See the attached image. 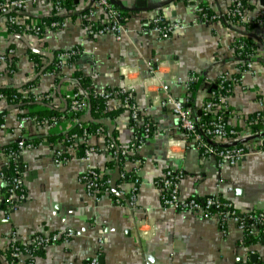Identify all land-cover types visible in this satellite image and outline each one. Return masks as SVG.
<instances>
[{
  "label": "crops",
  "instance_id": "0c3cea01",
  "mask_svg": "<svg viewBox=\"0 0 264 264\" xmlns=\"http://www.w3.org/2000/svg\"><path fill=\"white\" fill-rule=\"evenodd\" d=\"M73 1L56 13L63 16L61 26L39 34L27 29L10 33L0 16V87L22 88L33 83L28 86L33 99L40 102L49 98L51 106L61 111L66 110L76 90L113 91L105 110L120 111L105 119L112 122L113 142L120 147L133 141L130 112L120 93L130 91L139 110V126L151 124L152 128L142 148L130 152L120 166L110 153L101 151L108 141V126L102 125V133L90 137L98 150L90 155L89 165L102 177L108 176L109 183L111 172L116 167L120 170L117 195L110 187L96 198L87 193L81 181L87 168L80 158L81 143L76 140L73 148H68L63 141L74 121L62 117L49 124L32 118L20 129L19 111L0 99V188L5 185L4 174L11 160L4 148L20 138L36 142L18 154L23 165L24 199L8 214L0 209V264H11L8 246L12 234L27 244L36 234L60 230L72 234L69 241L40 248L32 264H86L92 256L99 264H264V239L247 240L231 218L222 225L217 216L205 219L188 210L163 209L158 183L167 169L181 171V200L218 197L230 202L239 214L264 212V150L258 149L257 135L248 121L256 112L264 118V25L224 18L205 22L196 10L203 5L221 14L229 8L230 0H116L120 5H114L126 15L120 37L113 33L90 36L81 21L90 0ZM249 2L253 21L264 19V4L260 0ZM52 11L50 2L40 0L15 14L20 23L38 25ZM157 15L167 22L180 20L183 28L161 38L146 25ZM247 25L255 27L248 29ZM246 37L254 43V55L250 57L252 67L241 71L247 60L239 59L237 43ZM74 47L81 50L76 58L53 71L48 69L58 52ZM29 52L39 54V71ZM148 63L154 67L152 73ZM221 74L239 77L226 98L230 110L226 121L242 134L236 140L215 138L208 142L220 147L239 143L252 151L235 165H218L214 157L202 152L198 141L185 137L170 106L152 102L170 95L187 102L191 113L199 116ZM78 76L86 79L85 87ZM194 84L196 88L190 93ZM88 103L87 99L83 114L91 116ZM39 108L37 105L33 110ZM56 151L69 160L56 165ZM136 159L140 160L139 184L131 204L134 178L130 173ZM110 162L116 163L114 169L109 168ZM151 225L152 233L140 236L138 230H151ZM28 262L29 257L23 254L17 264Z\"/></svg>",
  "mask_w": 264,
  "mask_h": 264
},
{
  "label": "built area",
  "instance_id": "2783aa9c",
  "mask_svg": "<svg viewBox=\"0 0 264 264\" xmlns=\"http://www.w3.org/2000/svg\"><path fill=\"white\" fill-rule=\"evenodd\" d=\"M40 0H1L0 1V16L5 20L7 28L12 30L18 29L20 32L24 30H30L36 34L41 33L44 29L55 28L61 26L60 21H51L50 23L40 22L38 25H28L20 23L16 17V12L20 10H26L31 3H36ZM51 3L55 13L60 12L64 9L65 3L70 0H45ZM244 0H230V6L223 13L208 12L204 7H197V12L200 18L205 21H214L216 19L224 18L226 20L245 24L255 22L257 25H264V19L262 17L257 18L253 21L254 17L251 10L245 9ZM126 20V17H121V11L114 7V4L110 0H93L87 11L81 15V21L84 24L86 33L90 36L102 35L105 33H113L117 38L120 37V33L123 31L122 23ZM147 27L157 33L161 38H166L174 29L183 28V24L180 20H174L167 22L161 15H157L152 18L147 24ZM243 44L238 41L237 51L241 54ZM81 50L78 47H74L69 50L60 51L56 54L55 69L60 68V65L64 61H70L72 58L78 56ZM248 57L245 62L244 68L241 71L250 69L252 62ZM149 72L154 71V67L148 63ZM238 76H229L221 74L217 79L215 89L211 92L208 99V104L204 106L202 112L212 111L217 114L208 123H200L198 115H194L191 111L185 107L183 100H178L170 95L161 98L157 97L152 102L161 106H170L174 113L178 116V128L182 130L187 139H194L198 141L202 152L208 156L214 157L218 165L227 163L229 165H235L247 154L250 150L245 148L239 143H235L230 146H214L208 142L210 139L221 138L227 140H236L241 136L242 132L238 131L234 127H230L226 121V114L230 112L226 103V98L232 92L233 86L238 82ZM95 95L99 96L106 102L114 94L113 91L100 90L94 91ZM124 97V105L129 109L130 112V128L132 130L133 141L128 147H118L112 141H107L106 144L101 148V151L108 152L112 157L122 158L126 157L130 152L138 151L144 144V137L150 132L151 124H144L139 126V110L136 105L132 102V93L130 91H122ZM86 94L79 91L72 94L69 98V111L70 112H83L86 108ZM5 96L0 94V99H4ZM37 99V97H36ZM263 115L261 112L255 113V118L249 120L250 122L257 121ZM32 120L28 116H22L19 120L18 127L22 129L26 122ZM74 122L78 123V126L82 128V134H70L66 136L63 141L66 143L68 148H73L76 140L82 145L81 160L87 163L86 171L81 176V181L88 194L99 197L104 192L110 191V183L108 179H104L102 174L93 169L89 165L90 155L97 151L98 148L94 147L90 143V137L94 134L99 135L102 133L100 127L95 128L93 131H89L84 123H81L77 118L74 117ZM56 123L55 118L43 119L41 123ZM249 122V124H250ZM251 126L248 127V131H251ZM201 130V131H200ZM255 131V130H254ZM257 135L258 149L264 150V132H254ZM207 140V141H206ZM18 153L8 151L6 154L11 160L17 163L18 170L17 175L11 179V181L5 183L9 185L7 193L0 190V209H4L5 213L12 211L15 206L22 201L25 197V190L22 185V168L23 165L18 161V154L24 149H30L34 147L32 143H26L23 138L18 140ZM68 156L63 154L61 151H56L53 157V162L56 165H60L68 161ZM140 166V160L136 159L133 162V167L130 173L133 179L132 193L129 202L132 204L134 200V191L139 184L137 173ZM122 178L126 177V174H121ZM182 178L181 171H174L167 169L163 176L159 179V185L162 189L161 206L163 209H176V210H188L195 213L200 218H210L217 216L220 218L222 225L227 219H233L236 221L243 231L245 236L256 239H264V212L254 211L247 214H239L232 206L230 202L222 201L218 197H208L205 199L188 198L181 200L179 198V182ZM116 201L121 203L120 199ZM5 203L4 207L3 204ZM6 214V218L8 215ZM151 230L141 231L138 230L140 236L150 235ZM72 237V234L67 231H56L48 235L36 234L31 237L29 243L22 244L19 242L16 235L12 234L9 239L8 258L11 264H17L18 259L26 254L29 257L28 264H32L34 251L43 247H47L51 244L58 242H68ZM86 264H99L96 256L90 257Z\"/></svg>",
  "mask_w": 264,
  "mask_h": 264
},
{
  "label": "trees",
  "instance_id": "16d2710c",
  "mask_svg": "<svg viewBox=\"0 0 264 264\" xmlns=\"http://www.w3.org/2000/svg\"><path fill=\"white\" fill-rule=\"evenodd\" d=\"M243 2H244L245 9L252 10L253 6L250 4L249 0H244ZM68 4L73 5L74 1L70 0V1L66 2L65 6ZM114 7L117 8L115 5H114ZM201 7H204V9L209 12L207 6L201 5ZM125 16H126L125 13L121 12V17L123 18ZM62 18H63V16L56 14L55 11L53 10L52 14L43 18L41 22L45 21L48 24L51 21H60ZM27 22H29V21L27 20ZM246 27L248 29H250V28H253L255 26L247 25ZM8 31L10 33L20 32V30H18V29L12 30L11 28H8ZM240 41L243 44V49L240 51L241 54L239 55V57H240L239 59L247 60L249 56L254 55V43H253L252 39L249 37L243 38ZM76 57H74V58H76ZM74 58H72L71 60H73ZM29 59L34 63L36 71H39L40 67H41V64L39 61L40 60L39 54H37L35 52H29ZM55 62H56V58L54 59L51 66L48 68V69H50V71L51 70L53 71L55 69ZM10 70H11V68H10ZM77 79L80 82V85H82L83 87L86 86V79L81 78L80 76H78ZM31 85H33V83H30V84H28L22 88H15L13 86L0 87V94H3L5 96V98L3 100L7 104V106L8 107H11V106L15 107L19 111L20 116H28L30 118H35L38 121H42L43 119H50V118H55L56 121H59L62 117L74 120V117H75L80 121V117L84 113V111L83 112H70L68 109L69 108V100H68L67 108L64 111L53 108V106H51V104H50L51 99H49V98L48 99L44 98L40 102H36L33 99L34 96L28 90V86H31ZM195 88H196V84L192 85L190 90H189L190 93L193 92ZM77 91L78 90H76L75 92H77ZM85 94H86L88 102H89L88 104H89V108H90L89 111H90L91 117L94 119L107 118V117L113 118L114 115H116L118 113V111H120V110H118V111L105 110L104 100L102 98H100L99 96L95 95L92 91L87 92ZM190 98H188V99L190 100ZM37 105H39L40 108L33 110V108L37 107ZM187 106H188V103L186 102L185 107L187 108ZM216 115L217 114H214L212 111L201 112V114L199 115L200 123H208ZM2 116H3V113L0 112V125H2V123H3ZM253 118H255V114L250 116L248 118V121L252 120ZM144 121H146V120L144 119ZM74 123L75 124L69 130L68 135H70V134H76V135L82 134V128H80L78 126V123H76V122H74ZM250 125L253 127V129L256 132H259V131L264 132V118H263V116L261 118H259L257 121L250 122ZM85 126L89 131H93L97 127H100L101 129H105L104 126L95 125L93 122H88L85 124ZM106 137H107L108 141L113 142L115 140L113 134H108V135L106 134ZM25 142L26 143H32V144L36 143V142L30 141L29 138H26ZM115 144H116V146H118L120 148L119 144H117L116 142H115ZM17 145H18V141L6 146L4 148V150L6 152L13 151V152L18 153L19 149H18ZM81 149H82V146H81ZM123 160H124V157L123 158L121 156L116 157L117 165L120 166V164L122 163ZM108 166L110 169H114L116 167V163L110 162L108 164ZM16 170H18L17 163L14 162L13 160H10L8 170L4 174L5 183H6V181L7 182L11 181V179H13L17 175ZM107 177L108 176L105 175V177H103V178L106 179ZM8 187H9V185H4L3 187L0 188V190L2 192L7 193ZM4 205H5V203L3 204V207H4ZM246 237H247V240H249V241H253V239H255V238H251L249 236H246ZM38 250L39 249H36L34 251V255L36 254V252Z\"/></svg>",
  "mask_w": 264,
  "mask_h": 264
},
{
  "label": "water",
  "instance_id": "95a60500",
  "mask_svg": "<svg viewBox=\"0 0 264 264\" xmlns=\"http://www.w3.org/2000/svg\"><path fill=\"white\" fill-rule=\"evenodd\" d=\"M93 0H90V2H92ZM112 4H117L120 5V2L116 1V0H110ZM262 4H264V0H260ZM212 87H215L214 85ZM198 114H200V111L197 112ZM80 121L82 123L85 122H93L95 125H106L109 128V134H112V130H113V124L110 120L105 119V118H97L94 119L92 118L89 114H82L80 117ZM18 161L21 162V157H18ZM119 175H120V170L118 167H116L110 174V187L112 192L117 195V190H116V183L117 180L119 179ZM253 260L256 258V255H253Z\"/></svg>",
  "mask_w": 264,
  "mask_h": 264
}]
</instances>
